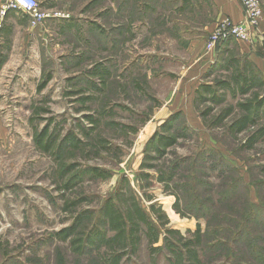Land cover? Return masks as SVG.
Instances as JSON below:
<instances>
[{"label": "rangeland", "instance_id": "obj_1", "mask_svg": "<svg viewBox=\"0 0 264 264\" xmlns=\"http://www.w3.org/2000/svg\"><path fill=\"white\" fill-rule=\"evenodd\" d=\"M112 1L116 27L100 14L94 40L89 20L70 15L61 45L49 48L43 37L37 49L20 41L9 52L12 64L0 75V264H105L109 252L99 241L81 253L71 242L97 227L112 236L100 210L122 188L159 235L152 244L142 226L136 253L129 249L122 264H170L168 231L180 232L173 242L183 249L197 228L201 264H264V142L243 149L254 128L232 138L230 122L208 128L194 104L201 84L226 76L212 73L219 50L207 46L215 29H207L215 15L210 3ZM259 43L228 46L251 61L244 44ZM210 56L216 61L206 69ZM233 105L227 98L216 112ZM50 119V134L60 137L53 153H44L35 131ZM171 120L165 134L178 135L177 144L163 159H148L156 156L148 142ZM94 168L109 178L93 176ZM162 175L172 183L160 182ZM71 227L74 234L62 240Z\"/></svg>", "mask_w": 264, "mask_h": 264}, {"label": "trees", "instance_id": "obj_2", "mask_svg": "<svg viewBox=\"0 0 264 264\" xmlns=\"http://www.w3.org/2000/svg\"><path fill=\"white\" fill-rule=\"evenodd\" d=\"M231 43L234 42L229 41L218 49L219 55L217 62L213 65L214 71H212V73H224L226 76L222 77L221 80L214 81L213 84H201L196 92L194 104L208 128H222L226 121L230 122L227 126V132L232 138H236L254 128L255 130L242 145L243 149L252 150L256 145L264 142V75L253 62L236 55L233 49L228 46ZM9 52L10 48L4 51L0 47V71L8 59ZM48 81L43 82L38 90L44 89ZM227 98L236 101V105L228 106L216 112V108L226 104ZM208 104L212 107L200 110L201 106ZM179 115H181L180 112L175 118ZM52 123L53 120L50 119L49 125L40 132L35 131V144L44 153H53L59 141L60 136H56L55 133L50 134ZM172 124V120L167 121L161 127L163 133L155 134L148 142V149L154 148L153 152L156 154L155 158L150 156L147 157L148 159H163L167 155V150L177 144L178 135L165 134L171 130ZM142 167L143 169L153 168V166H147L146 164H143ZM63 172L65 175L68 171ZM92 172L94 173L93 176L98 178H109V174L99 168H94ZM172 179L173 177L170 175L167 178L164 175L159 177V181L166 183V185L171 184ZM70 183V181L65 183L67 188H69ZM123 189L115 197L107 199L100 210V218L106 224L107 231L111 232L112 236L108 237L97 226L93 236L87 237V234L85 237L75 235L71 242L72 249L75 252L81 253L84 245L86 246L89 243L88 241H90V244L99 241L100 249L106 248V251L109 252L102 261L105 264H122L129 251L132 254L136 253L141 240L142 226L147 228L150 242L152 244L158 243V230L150 223V215L142 208L135 197L127 199ZM179 202L177 199L175 207L179 205ZM74 205L76 203L72 204L71 207ZM154 210L153 207L152 211ZM74 232L75 227H71L63 233L64 235L67 233V236L63 237L62 240H67L68 233L74 234ZM201 232V229L197 228L193 233V239L186 241L182 249L173 242V236H179L180 232L177 230L168 231L169 236L166 239L165 246L172 255L169 258L170 264H201V259L195 249V247L201 245ZM158 249L154 248V250Z\"/></svg>", "mask_w": 264, "mask_h": 264}, {"label": "crops", "instance_id": "obj_3", "mask_svg": "<svg viewBox=\"0 0 264 264\" xmlns=\"http://www.w3.org/2000/svg\"><path fill=\"white\" fill-rule=\"evenodd\" d=\"M185 1L186 3L187 1L189 2V0H184V2ZM204 1L210 3V6L215 13L214 18L207 25L208 30L214 29L217 23L221 22L226 17L230 18L235 23H239L244 20V11L241 0ZM37 2L40 5V11L46 16V18L42 22L37 23L35 26L30 23L31 19L29 18V16L21 10L8 9L5 10L4 14H2L4 9H0L1 49L5 51V49L10 48L11 51L15 48H20L21 45L18 44L20 41L26 43V46H31V48L33 47L34 49H37L39 48L42 41L41 39L43 37L44 38L42 43H46L47 47L51 48L55 47L56 45L59 46L61 45V43L67 40L65 36V29L64 31H61L60 27L63 23H68L67 19H69L71 16L85 17L89 20L88 24H90V29L93 30L92 32H87L88 35H90V40H94L92 39V37L94 36L93 32H95V30H98V28L101 29L98 26L102 25L100 21V14L107 13L106 15L108 16L109 24H111L110 21L112 20V27H116L114 19L116 11L115 1H112V4L111 0H108V2L107 0H37ZM2 3L4 4V8L6 5V0H0V5ZM20 14L23 15L22 18H26L25 24L23 22L24 20H21L22 18ZM28 24H31V26H29ZM57 26L59 27V29L56 28ZM110 27L111 26H109V28L107 29H110ZM48 29H50L51 31H48ZM261 30L264 31V22L262 24ZM98 31L100 32V30ZM51 34L55 35V37L58 39L55 40L52 37H50L51 39H46V37ZM244 49L247 51L249 59H251L253 64L264 75V46L259 43L256 48L254 45V47L250 49L247 44H244ZM11 54L12 52L8 53V59L5 63L6 66L12 64L11 59L13 55ZM215 61V57L210 56L209 60L204 61L202 66L208 69L215 63ZM4 66L3 68L5 69L6 67ZM3 68L2 70H4ZM2 70L0 71V75L1 72H3Z\"/></svg>", "mask_w": 264, "mask_h": 264}, {"label": "built area", "instance_id": "obj_4", "mask_svg": "<svg viewBox=\"0 0 264 264\" xmlns=\"http://www.w3.org/2000/svg\"><path fill=\"white\" fill-rule=\"evenodd\" d=\"M244 20L235 23L226 17L217 23L214 31L207 40L208 51L216 52L229 41L237 43H252L256 40L264 44V8L260 0H241ZM5 10L15 9L25 12L31 19L32 25L45 20L46 16L40 11L37 0H6Z\"/></svg>", "mask_w": 264, "mask_h": 264}]
</instances>
